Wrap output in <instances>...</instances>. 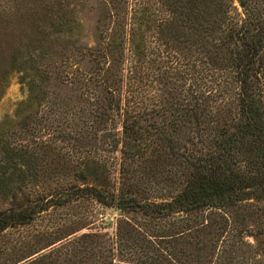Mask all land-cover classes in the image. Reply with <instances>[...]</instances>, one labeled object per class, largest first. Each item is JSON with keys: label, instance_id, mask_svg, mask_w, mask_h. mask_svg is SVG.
<instances>
[{"label": "trees", "instance_id": "16d2710c", "mask_svg": "<svg viewBox=\"0 0 264 264\" xmlns=\"http://www.w3.org/2000/svg\"><path fill=\"white\" fill-rule=\"evenodd\" d=\"M12 76L0 237L82 200L119 217L0 243V264H264V227L246 224L264 217V0H0V96ZM96 150L118 151L116 176Z\"/></svg>", "mask_w": 264, "mask_h": 264}, {"label": "rangeland", "instance_id": "374dc122", "mask_svg": "<svg viewBox=\"0 0 264 264\" xmlns=\"http://www.w3.org/2000/svg\"><path fill=\"white\" fill-rule=\"evenodd\" d=\"M95 5L93 4V1H90L87 4V7H85L82 12L79 13V18L81 19L83 23V36L81 38V43L91 45L94 42L95 35H94V10L93 7ZM85 62L83 63V65ZM61 93L65 97H68V101L70 103L74 104L75 101L73 99V96L71 92L68 90L67 86H64L61 88ZM25 95L24 89L20 86V84L17 82V79L15 76H12L10 80L8 81V84L6 88L4 89L2 95L0 96V121L3 118H10L13 115L14 109L18 101L23 99ZM41 114H43V117L50 118V117H57L55 113L52 111H49L48 109L41 110ZM77 115H73L74 118H76ZM80 124L79 120H75V123ZM54 125V122H53ZM52 125V126H53ZM63 126V125H62ZM99 134V132H97ZM21 137V136H20ZM98 136L95 137V143H98L97 140ZM15 142L23 143L26 145H34L35 140H31V136L27 135L26 139L21 137V140L14 136L12 138ZM62 143H59L61 145H65ZM69 143H67V146H65L64 150L69 151ZM68 148V149H66ZM95 154L100 155L102 157H106L108 163H110L111 172L114 176L117 174V164L119 161V153L118 151H110V152H104L100 150L94 151ZM84 155V151L80 150L79 148H74L72 152H68L65 156L67 160L72 163L76 164L80 159L81 156ZM94 155V156H97ZM49 185H52V182L48 183ZM39 185H34L29 188H27L25 191L28 192L29 197H34L36 194V191L39 189ZM19 201V200H17ZM11 203V200L8 198H2L0 196V209L5 208L9 206ZM254 203V202H252ZM263 203L261 201L257 202V205H262ZM86 213L91 214V221H94L89 229L84 228L81 231H88L91 228H100L98 226L99 219L102 217L105 221V228L104 231L111 233L113 231V225L115 222V219L119 217V211L114 208H106L102 207L100 205H97L93 203L92 201L88 200H82L79 203L69 204L63 207H59L55 210L48 211V213H40L37 215L33 221H31L29 224L19 227H14L11 229H7L0 237V243L7 244L9 241H13L15 239L19 238H33V235L39 231H42L44 229L49 230H55L56 228H60L61 231H66L73 225L72 221H75L76 219L80 218L84 219L83 217L86 216ZM207 214V211H201L197 214V219H204L205 215ZM210 219V218H208ZM246 224L250 225V229L255 228H262L264 227V217L256 218L253 220V222H246ZM252 226V227H251ZM66 233V232H65ZM249 242L252 241L251 236L245 237ZM213 264V263H209Z\"/></svg>", "mask_w": 264, "mask_h": 264}]
</instances>
